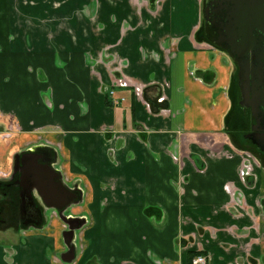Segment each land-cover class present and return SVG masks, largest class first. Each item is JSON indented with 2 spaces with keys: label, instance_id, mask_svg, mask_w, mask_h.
Here are the masks:
<instances>
[{
  "label": "crops",
  "instance_id": "obj_1",
  "mask_svg": "<svg viewBox=\"0 0 264 264\" xmlns=\"http://www.w3.org/2000/svg\"><path fill=\"white\" fill-rule=\"evenodd\" d=\"M202 27V0L157 13L143 0H0V179L20 153L48 152L81 196L43 225L19 226L15 207L0 264H189L199 249L212 264H264V168L227 136L236 67ZM104 51L147 84L154 113L107 104L89 68Z\"/></svg>",
  "mask_w": 264,
  "mask_h": 264
},
{
  "label": "flooded vegetation",
  "instance_id": "obj_2",
  "mask_svg": "<svg viewBox=\"0 0 264 264\" xmlns=\"http://www.w3.org/2000/svg\"><path fill=\"white\" fill-rule=\"evenodd\" d=\"M143 1L152 12L157 13L163 0ZM212 48L215 49L216 47L212 45ZM116 58L117 57H113V55L110 53L106 56L105 62H101L102 59L97 61L95 59L90 58L89 60V68L91 69L92 74L98 77V82L101 86L100 90L105 96L107 104L109 106H118L122 103L127 102V100L130 99L132 105L134 104V101H140V103H142L148 111L154 113V105L146 97L147 84L139 83L135 81V79H133L131 76H129L127 73V63L125 59ZM103 69L106 70L108 74L107 82L101 75ZM229 96L231 106L226 117V128L228 130L227 136L233 147L237 148L240 152H244L253 162H256L259 166H262L264 168V151H262V149H260L258 145L253 142L252 139V135L254 133H257L254 130V126L257 124V121L256 118L253 116L252 107H246L242 105V95L239 88L237 67L236 74L233 77V82L231 83ZM156 102L160 106L158 110L159 114L170 116L171 111L170 108L167 107L168 97L164 94V89L162 92L160 87L159 95L156 97ZM138 128L132 130V133H134L137 138H140V134L143 132V126L141 125V127L139 129ZM102 132L108 137L111 135L115 136L116 134L114 128L107 126L102 130ZM6 133L9 134V131L0 130V136ZM34 153L40 155L39 161L42 165H49L47 164L48 160H50L51 162V156L48 155V152L45 153L40 151H34ZM22 154L23 152L18 155L19 157H17V161L19 163L18 170L13 175V177L9 180L0 179V227L5 226L8 223L14 222L15 219L13 218V216L15 214V207L17 208L18 212L17 222L19 226L26 227L28 225H43L44 214L46 210H54L60 215L63 214V212L67 208L78 203L81 199L79 191L73 190L72 188L67 186L66 183H64V181L62 180L61 175L56 172L51 165H49L59 175L60 181L62 182L66 191L70 193L72 199L70 197L68 198V196L65 194V196H62L59 202H57L59 206H62L66 202L67 203L64 207L58 208L57 206L53 205V203H56V199L45 201L42 197H40L39 192L37 190H34L35 207L24 208L21 201V184H34V181H32L31 179H29V181L25 183L21 181L23 177L21 171ZM198 171L204 172L205 169H198ZM15 192L19 193V198L17 201L14 200ZM15 202H17V204H15ZM66 222L68 224V230H71L70 233L73 234V226L67 219ZM188 256L189 264H198L199 261L202 264L213 263L212 254L205 249L189 251Z\"/></svg>",
  "mask_w": 264,
  "mask_h": 264
},
{
  "label": "water",
  "instance_id": "obj_3",
  "mask_svg": "<svg viewBox=\"0 0 264 264\" xmlns=\"http://www.w3.org/2000/svg\"><path fill=\"white\" fill-rule=\"evenodd\" d=\"M202 22L207 41L224 51L238 69L242 105L252 107L257 121L252 139L264 151V0H202ZM39 157L34 152L22 154L21 181H34L21 184L22 205L35 207L37 190L45 201L56 199L53 205L62 208L67 202L59 206L60 198L72 196Z\"/></svg>",
  "mask_w": 264,
  "mask_h": 264
},
{
  "label": "built area",
  "instance_id": "obj_4",
  "mask_svg": "<svg viewBox=\"0 0 264 264\" xmlns=\"http://www.w3.org/2000/svg\"><path fill=\"white\" fill-rule=\"evenodd\" d=\"M198 264H202L200 261H199V263Z\"/></svg>",
  "mask_w": 264,
  "mask_h": 264
}]
</instances>
